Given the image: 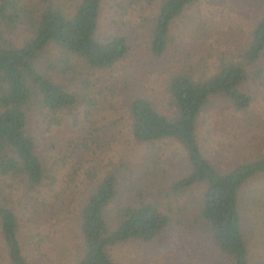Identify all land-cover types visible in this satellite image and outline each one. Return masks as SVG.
<instances>
[{
	"label": "trees",
	"instance_id": "16d2710c",
	"mask_svg": "<svg viewBox=\"0 0 264 264\" xmlns=\"http://www.w3.org/2000/svg\"><path fill=\"white\" fill-rule=\"evenodd\" d=\"M19 1L0 0V241L8 264H29L11 192L17 195L21 191L17 197L29 200L30 193L37 192L47 175L35 152L34 138L26 131L29 115L35 114L53 125L60 121L58 117L67 116L70 124H75L79 113L88 112L87 108L79 111L85 100L81 89L56 80L55 75L62 74V66L67 63L109 69L133 48L129 39L132 32L125 35L118 31L105 40L97 38L102 0H65L73 4L68 12L58 0H41L36 7L28 8ZM123 1L115 3L122 15L132 7L133 11L135 6L141 8L140 3H154L144 27L138 29L145 50L152 57L162 55L174 19L193 3L198 4L197 19H201V9L205 11L199 0ZM253 1H260L261 9L243 46L238 45L235 53L220 57L209 74L194 78L193 71L177 70L166 79L163 90L171 110L168 115L159 113L143 96L132 97L127 106L129 135L134 143L167 141L181 150V176L170 181L168 193L180 194L194 185L202 187L191 222L193 233L204 235L212 249L207 253L199 250L198 256L207 258L204 264L214 260L249 264L239 198L247 183L264 176V148L231 161L224 171H219L203 156L196 125L211 99L226 102L240 112L249 106L251 97L245 87L249 80L262 77L264 52V0ZM19 25L24 35L19 36ZM41 64L43 70L38 69ZM76 128L80 132L81 127ZM147 164H155L153 156L143 172L150 171ZM126 169L110 167L91 181L79 197L74 226L79 247L69 264H119L109 248L127 242L150 244L171 224L169 215L146 199L123 202L108 211L119 182L124 177L129 183L134 180L135 172ZM5 186L9 194L3 192ZM248 201L256 202L249 198ZM49 204L50 201L41 199L30 206L33 214H39L47 213ZM24 221L29 223L28 219Z\"/></svg>",
	"mask_w": 264,
	"mask_h": 264
},
{
	"label": "rangeland",
	"instance_id": "374dc122",
	"mask_svg": "<svg viewBox=\"0 0 264 264\" xmlns=\"http://www.w3.org/2000/svg\"><path fill=\"white\" fill-rule=\"evenodd\" d=\"M118 1L102 0L96 36L105 40L118 31L125 35L132 32L129 38L132 50L109 69H89L75 61L76 65L67 63L62 66L64 72L55 75L56 80L73 83L81 89L85 100L79 111L87 108V114L79 113L73 125L67 116L58 117L57 125L47 124L35 114L27 120L26 131L34 138L35 152L47 173L42 186L30 193L29 200L17 197L21 191L17 195L11 192L10 197L21 242L27 245L24 253L29 264L73 261L79 247L74 228L77 201L91 181L117 166L135 172V176L132 183L125 177L119 182L108 211L123 202L146 199L153 201L172 221L150 244L127 242L109 248L115 261L119 264H204L207 258L199 257V250L212 252L206 237L193 233L195 228L191 222L202 187L194 185L175 195L167 191L170 181L181 176L180 148L167 141L134 143L129 135L127 106L132 97L143 96L159 113L168 115L171 110L163 87L169 75L187 70L193 71L196 78L213 72L220 57L225 58L235 53L238 45L243 46L260 12L261 2L199 0L205 9L204 12L201 9V19L195 14L198 4L193 3L170 24L162 55L152 57L145 50L138 29L144 27L154 3L151 6L140 3L141 8L135 6L133 11L132 7L122 15L115 4ZM40 2L20 0L19 4L28 8ZM58 3L65 12L73 5L72 1L65 0ZM234 8L240 12L235 13ZM17 32L19 36L24 35L22 25ZM262 63V77L249 80L245 87L251 97L246 110L235 111L226 102L211 99L197 118L199 148L219 171H224L231 161L264 148V52ZM38 69L43 70V64ZM77 126L81 127L80 132ZM150 156L155 164H147L150 171L143 172ZM3 188L9 194L8 188ZM248 198L256 202L250 204ZM41 199L50 201L48 207L52 211L33 214L30 205ZM239 202L249 264H264V176L252 179L243 187ZM25 219L29 220L28 224ZM0 264H8L1 241ZM206 264L223 262L214 260Z\"/></svg>",
	"mask_w": 264,
	"mask_h": 264
}]
</instances>
